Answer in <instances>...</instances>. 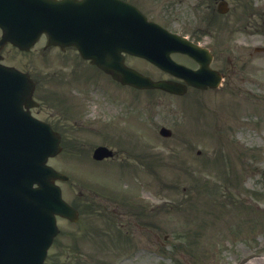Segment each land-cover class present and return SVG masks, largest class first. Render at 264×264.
Masks as SVG:
<instances>
[{"label":"rangeland","instance_id":"374dc122","mask_svg":"<svg viewBox=\"0 0 264 264\" xmlns=\"http://www.w3.org/2000/svg\"><path fill=\"white\" fill-rule=\"evenodd\" d=\"M137 1L145 6L151 4L147 0ZM166 1L178 2L179 11L171 15L193 20L192 11L195 14H204L201 8H206L210 0ZM220 33H226V27L222 26ZM2 54L3 62L32 69L38 73L41 80L53 75V70L49 71L52 64L45 65L47 62L44 63L45 59L42 57L45 55L39 44L27 52L9 45ZM129 61L139 64L135 60ZM239 61L246 68L256 70L253 76L261 78V96H246L242 93L244 86L251 82L236 79L240 76L238 74L232 81L227 80V87L213 94L231 96H209L208 91L202 96L182 98L149 96L150 104L156 97L163 99L160 107L156 105L163 111L158 115L157 121L151 118L153 122L150 130L156 133L152 128L159 123L176 127L179 131L184 127V133L198 135L195 145L204 147L201 151L210 158L209 161L196 160L197 172L191 171L189 175L182 172L185 171L184 165L175 170L169 159H165L156 172V162L150 165L154 170H151V176L148 177L147 187L169 199H166L159 209L150 210L149 214L146 213L147 209L144 211L128 209L127 199L121 197L115 199L104 193L105 187L109 189L111 187L95 179L113 183L114 180L120 179L119 174L115 172V177L108 178L98 164L83 159L89 148L98 141L108 139L114 141L113 133L97 131L98 127L79 128L72 132L77 140L87 144L86 147L73 143V149L64 148L58 157L50 161L59 166H67L66 169L73 173L70 182L60 183L65 196L78 203L80 201L75 199L76 194L82 189L85 191L83 195L87 194L82 203L86 207L91 206L92 209L82 214L76 223L60 221L62 232L56 248L61 250L62 255L50 264H56L57 261L62 264H264V132L257 131L256 125L255 129L241 128L233 130L232 134L229 133L231 123L240 117L238 114L243 107L239 105L241 102L252 110L261 111L264 116V104L261 102L264 100V53ZM110 89L118 96L135 99L128 89L118 87ZM42 90L43 97L49 96L47 87H42ZM68 93L75 95L69 85L64 84L59 96H70ZM99 93L87 92L94 98ZM78 94L81 95L82 91L80 90ZM43 97V105H54V99L47 97V100H44ZM80 97L74 98L73 101L76 103L79 100L81 110H85L88 115L94 114L97 109L96 102L87 101L88 98L82 101ZM194 98L197 104L192 106ZM232 98L235 99L236 105L232 103ZM237 105L241 108L238 109ZM118 108L123 112L120 107ZM149 108L152 112L153 107L150 105ZM191 108L195 110L186 116L189 121L186 124L184 114ZM196 108L199 110L196 111ZM105 109L112 111L113 106H107ZM254 113L255 115L250 113L251 117L258 120L259 112ZM212 125L213 129L216 128L214 132L216 138L214 137L212 141H218V144L206 146L208 136L213 138ZM187 126H190L189 129ZM165 141V146H170L173 140ZM254 142L259 145L251 146ZM196 148L194 151H199ZM248 148H254L255 151L251 152L247 150ZM171 149L165 150L170 152ZM89 183H93L94 186ZM159 184L164 185L165 190ZM91 188L101 191L103 195L93 194ZM118 226L122 230L126 228L133 232L135 237L133 240L124 238L123 248L120 240L114 237L121 231H117ZM113 230L116 231L113 233ZM181 231L191 235L189 243L177 241ZM147 244L150 250L147 253L141 251ZM52 250L54 252V247ZM161 252L164 253V259L158 257Z\"/></svg>","mask_w":264,"mask_h":264},{"label":"water","instance_id":"95a60500","mask_svg":"<svg viewBox=\"0 0 264 264\" xmlns=\"http://www.w3.org/2000/svg\"><path fill=\"white\" fill-rule=\"evenodd\" d=\"M37 0H15L9 1V6L6 8L5 15L12 13L13 20L6 21L7 17H2L1 23L5 24L3 37L0 45L7 39L19 38L23 47H27L33 39L35 32L38 29L46 28L51 21V17L41 19L37 17L39 13L44 12L43 6H40L35 12ZM126 10V6L120 5ZM21 9H30L27 17L19 19L16 13ZM87 16L86 14L83 17ZM66 16L60 15V11H56L53 14V19L57 24L62 27L79 26L80 22L73 23L62 19ZM92 26H88L87 30H90V35H96L95 28L97 26L91 23ZM0 71L2 68L0 67ZM0 76V89L6 92V96L15 99L17 94L22 98L28 99L32 89V84L27 80V84L23 89H19V84L24 83L25 77L19 72L11 68H5ZM3 83H2V82ZM177 89V88H176ZM179 90V89H178ZM180 92V90L178 91ZM10 100L0 99V157L4 161L5 165L9 169L8 172L0 171V232H10V239L5 236V240H2V252L0 253L3 261L1 264H41V261L45 254L47 244L53 235L52 223L54 212H65L62 202L59 200L58 189L52 184L53 179L57 176L54 171L44 166V154L48 151H44L42 155L38 153L35 146L38 144L45 145L46 134L49 132L47 126L34 119L24 117L27 130L21 132V139L17 136L16 131H8L2 122L1 114L4 111L5 103ZM13 134L22 143L23 146L27 145L24 149H19L17 146L12 145L5 141V134ZM45 137V138H44ZM44 139V143L43 140ZM9 152L5 158L4 152ZM12 154L15 159L11 158ZM9 162V163H8ZM11 164H13L16 170H13ZM1 165V163H0ZM42 174H46L42 177ZM33 183H37V187H33ZM43 195V196H42ZM67 214L70 215V210L67 209ZM25 227L34 229L30 233L24 231ZM46 230L48 235L43 242L41 249H38L37 257L34 259L36 253V243H29L26 241L27 236H42L43 230ZM34 242V240H33Z\"/></svg>","mask_w":264,"mask_h":264},{"label":"bare ground","instance_id":"6f19581e","mask_svg":"<svg viewBox=\"0 0 264 264\" xmlns=\"http://www.w3.org/2000/svg\"><path fill=\"white\" fill-rule=\"evenodd\" d=\"M29 12H30V9H26V10L21 9V10H19V11L16 13L15 16H17L19 19H21L22 17H27L28 14H29ZM1 82H2V81H1ZM2 83H3V82H2ZM3 92H4V91H3ZM4 93H6V92H4Z\"/></svg>","mask_w":264,"mask_h":264}]
</instances>
